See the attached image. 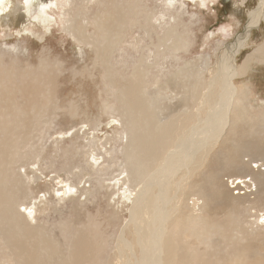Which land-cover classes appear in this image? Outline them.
Returning <instances> with one entry per match:
<instances>
[{"label":"bare ground","instance_id":"obj_1","mask_svg":"<svg viewBox=\"0 0 264 264\" xmlns=\"http://www.w3.org/2000/svg\"><path fill=\"white\" fill-rule=\"evenodd\" d=\"M167 1L168 17L184 2ZM187 1H200L202 5L204 0ZM18 2L45 27L50 24L47 11L52 6L60 8L62 31L78 45L91 48L93 67L102 64L107 68L121 44L138 41L128 39L132 26L143 28L156 49L180 51L191 42L178 25L156 36L155 25L161 15L145 0ZM12 3L4 0L0 4V18L10 11ZM263 7L264 0H260L257 10L249 11L244 33L228 44L230 49L228 45L223 49L220 69L206 86L201 85L203 77L193 59L173 71L165 82L147 71L152 64H146L144 54L133 65L130 83L124 82L119 91L126 173L121 179L131 187L125 190L131 203L129 220L117 246L116 264H264V253L249 238V234L264 230V106H257L255 113L248 93L234 82L248 72L252 60L264 62L263 41L256 45L253 55L236 63L251 28L264 19ZM1 57L0 53V264H102V238L99 228H93V217L79 223L60 217L53 223L61 237L46 233L52 229L39 215L49 208L52 196L43 194L38 202H28L32 195L27 190L39 178L33 176L24 182L16 167L19 162H27L28 146L32 149L42 131L49 129L53 111L48 112L47 106L50 101L56 102V63L42 58L40 67H47L49 73L31 66L20 72L14 66L2 65ZM151 77L152 86L146 88ZM172 83L181 89L186 85L181 103L171 101L176 96L170 88ZM237 136V142L231 143ZM86 145L92 149L90 160L96 162L95 140L90 139ZM218 164L240 173L229 175L224 182L212 172ZM246 172L250 176L241 175ZM118 181L114 180L113 187ZM59 188L62 191L53 195L57 200L52 208L60 207L67 198H85L80 188L67 186V182ZM222 208L227 210L226 218L217 220ZM231 210L245 235L236 238L224 231L231 225ZM39 226L43 230H38ZM260 241L264 244V236Z\"/></svg>","mask_w":264,"mask_h":264},{"label":"rangeland","instance_id":"obj_2","mask_svg":"<svg viewBox=\"0 0 264 264\" xmlns=\"http://www.w3.org/2000/svg\"><path fill=\"white\" fill-rule=\"evenodd\" d=\"M18 1L13 0L10 11H6L0 18L1 64L14 66L20 72L31 66L35 71L49 73L47 67H40V61L44 58L54 61L57 66L56 74L54 73L56 102L50 101L47 106L48 112L53 111L51 121L48 122L49 129L42 131L32 149L28 146L29 157L24 160L27 162H19L16 166L22 174V181L27 182L33 176L39 178L32 182L33 188L27 190L32 195L28 202H38L43 194L45 197L52 196L49 208L39 216L46 227L52 229L45 232L59 237V227L53 220L63 217L79 223L92 216L93 228H99L102 238L101 262L116 264L117 246L122 229L129 220L131 203L127 200L129 192H125L126 189L131 190V187L121 179L126 175L122 152L125 131L121 125L119 110L122 101L119 91L123 90V83H130V71L138 57L144 54L146 64H152L147 71L158 74L161 82H165L186 61L195 60L197 72L203 77L201 85L206 86L220 69L219 58L223 49L233 43L237 35L244 33L249 21L248 13L252 9L257 10L260 0H245L242 4L239 0H204L202 5L200 1L195 4L193 1L179 0L183 4H178V11L170 17L167 0H145L147 6L155 7L161 15L155 25L156 36H163L169 27L178 25L179 31L184 32L191 42L180 51L166 50L164 47L156 49L150 44L143 28L132 26L128 39L138 41L132 40L134 45L130 41L125 45L121 44L110 57L107 68L102 64L93 67L94 54L91 48L78 45L70 35L62 31L60 8L52 6L53 9L47 11L50 24L45 27L43 21L34 19L32 14L25 12L26 9ZM143 11L145 12L144 9ZM163 12L165 15H162ZM263 27L264 19L260 25L251 28L246 47L237 54L236 63H242L249 55H253L256 45L264 41ZM44 28L46 31H43ZM89 28L92 32L93 28ZM230 46L228 45L229 49ZM11 61L13 64H10ZM85 66L90 70L87 67L83 69ZM150 81H153V77L147 81L146 88L152 86ZM234 82L248 93L249 103L255 106V113L257 106H264V62L252 60L248 72L234 79ZM180 87L175 83L170 85L176 93L171 101L177 104L182 102V89L186 85L182 89ZM53 103L55 108L52 107ZM95 118L97 120L94 125ZM87 129L89 134L84 133ZM249 131H246L245 136ZM238 138L239 136L231 143H236ZM90 139L95 140L96 149L93 153H98L94 163L89 157L92 149L86 145ZM210 170L209 168L208 171ZM212 172L217 173L224 182L229 175L236 176L240 173L237 170L222 169L219 164ZM241 175H247V172ZM115 179H119L117 187H113ZM194 179L195 177L191 178ZM66 182L67 186L80 188L81 195L85 198L75 197L77 201L75 198H67L60 207L52 208L53 201L57 200L53 195H59L62 191L59 187ZM191 201L190 199L189 202ZM76 203L78 206H75ZM74 207L77 209L73 210ZM226 212L225 208L220 209L217 220H224ZM230 213L232 222L224 231L236 238L245 235L244 230H240V225L235 222L233 210ZM259 222L261 223V219ZM38 230L43 229L39 226ZM260 236H264V230H258L256 235L249 234L257 249L264 253Z\"/></svg>","mask_w":264,"mask_h":264},{"label":"clouds","instance_id":"obj_3","mask_svg":"<svg viewBox=\"0 0 264 264\" xmlns=\"http://www.w3.org/2000/svg\"><path fill=\"white\" fill-rule=\"evenodd\" d=\"M3 3H4V0H0V4H3ZM24 3L27 4L28 0H24Z\"/></svg>","mask_w":264,"mask_h":264},{"label":"water","instance_id":"obj_4","mask_svg":"<svg viewBox=\"0 0 264 264\" xmlns=\"http://www.w3.org/2000/svg\"><path fill=\"white\" fill-rule=\"evenodd\" d=\"M263 29H264V27H263Z\"/></svg>","mask_w":264,"mask_h":264}]
</instances>
